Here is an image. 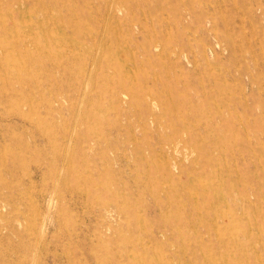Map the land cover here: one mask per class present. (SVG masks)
Returning a JSON list of instances; mask_svg holds the SVG:
<instances>
[{"label":"rangeland","instance_id":"obj_1","mask_svg":"<svg viewBox=\"0 0 264 264\" xmlns=\"http://www.w3.org/2000/svg\"><path fill=\"white\" fill-rule=\"evenodd\" d=\"M99 1L0 0V264H264V0Z\"/></svg>","mask_w":264,"mask_h":264},{"label":"bare ground","instance_id":"obj_2","mask_svg":"<svg viewBox=\"0 0 264 264\" xmlns=\"http://www.w3.org/2000/svg\"><path fill=\"white\" fill-rule=\"evenodd\" d=\"M100 1H101V0H100ZM100 1H99V2H100ZM105 1H106V0H105ZM108 1H109V0H108ZM168 1H169V0H168ZM93 2H94V1H93ZM93 2H92V3H93ZM102 2H103V1H102ZM109 2H110V1H109ZM120 2H121V1H120ZM49 3H50V2H49ZM106 3H108V2L106 1ZM170 3H171V2H170ZM171 4H173V3H171ZM180 4H181V3H179V5H180ZM184 4H185V3H184ZM259 4H260V3H259ZM20 5H21V4L19 3V6H20ZM159 5H160V4H159ZM159 5L156 4V6H159ZM154 7H155V5H154ZM171 7H172V5H171ZM54 8H55V7H54ZM157 8H158V7H157ZM172 8H173V7H172ZM80 9H82V8L80 7ZM83 9H84V7H83ZM153 9H154V8H153ZM157 10H158V9H157ZM159 10H160V9H159ZM82 11H83V10H82ZM153 11H154V10H153ZM13 12H14V11H13ZM153 13L156 14V12H153ZM20 14H21V13H20ZM55 14H56V13H55ZM18 15H19V14H18ZM42 15H43V14H42ZM98 15H99V14H98ZM100 15H101V14H100ZM14 16H15V15H14ZM19 16H20V15H19ZM44 16H45V15H44ZM61 16H62V15H61ZM74 16H75V15H74ZM81 16H82V15L80 14V17H81ZM11 17H13L12 14H11ZM59 17H60V16H59ZM19 18H20V21H22V22L24 23V19H23V17L20 16ZM86 18H87V17H86ZM86 18H85V19H86ZM88 18H89V17H88ZM13 19H14V17H13ZM81 19H82V18H81ZM83 19H84V18H83ZM89 19H90V18H89ZM94 19H95V15H94ZM68 20H70V19H68ZM86 20H88V19H86ZM27 21L34 22V19H33L32 16L30 17V15H29V16L27 17ZM16 22H17V20L15 19V23H16ZM42 22H43V21H42ZM70 22H71V21H70ZM88 22H89V21H88ZM92 22H93V21H92ZM92 22H91V23H92ZM85 25L88 26V24H85ZM9 26H10V25H9ZM12 26H13V25H12ZM73 26H74V25H73ZM84 28H85V27H84ZM86 30H87V29H86ZM79 31H80V30H79ZM79 31H77V32H79ZM76 35H77V34H76ZM84 35H85V33H84ZM71 40H72V39H71ZM77 40H78V39H77ZM68 41H70V40L66 38V39H65V42H68ZM72 41H73V40H72ZM79 41H80V40H79ZM77 42H78V41H77ZM80 42H82V41H80ZM80 42H79V43H80ZM72 43H73V42H72ZM75 44H76V43H75ZM83 44H85V42H82V45H83ZM76 45H77V44H76ZM71 46H73V44H72ZM79 46H80V45H79ZM154 46H158V45L150 44V45L147 46V48H148V49H151V48L154 47ZM145 49H146V46H145ZM152 55L155 56L154 53H153ZM125 56H126V55H125ZM6 57H7V56H6ZM42 57H43V56H42ZM121 57H122V56H121ZM123 58H124V57H123ZM19 61H20V60H19ZM15 63H16V62H15ZM4 64H5V63H4ZM42 64H43V63H42ZM123 64H124V63H123ZM6 67H7V66H6ZM45 67H46V66H45ZM118 68H120V66H118ZM86 70H87V69H86ZM119 70H120V69H119ZM2 71H4V70H2ZM25 71H26V70H25ZM86 72L88 73V71H86ZM22 73H23V72H22ZM22 75H23V74H22ZM28 76H29V75H28ZM12 78H13V77H12ZM22 79H23V78H22ZM36 79H37V78H36ZM87 79H88V77H87ZM32 80H34V78H33ZM121 84H122V82H121ZM21 85H22V84H21ZM125 86H126V83H125ZM134 87H135V86H134ZM137 88H138V87H137ZM121 89H122V88H121ZM134 90H135V89H134ZM133 92H134V91H133ZM84 94H85V93H84ZM116 94H117L116 96H118V97L121 96V95L118 94V93H116ZM156 94H157V93H156ZM137 95H138V94H137ZM114 98H115V97H114ZM119 98H120V97H119ZM183 102H184V101H183ZM143 103H145V104H146V107L149 108V106H148L149 104H148L147 102H144V101H143ZM181 103H182V102H181ZM181 103H179V104H181ZM182 104H183V103H182ZM178 107H180V106L178 105ZM150 114L152 115V117H154L153 112H151ZM88 119H89V118H88ZM246 121H247V120H246ZM146 127H147V126H146ZM184 140L186 141V139H184ZM249 140H250V139H249ZM249 140H248V141H249ZM172 141H173V140H172ZM166 143H167V141H166ZM169 143H170V142L168 141V144H169ZM68 145H69V144H68ZM68 149H69V148H68ZM67 151H68V150H67ZM73 154H74V153H73ZM63 159H64V158H63ZM65 160H66V159H65ZM58 179H59V178H58ZM203 181H204V180H203ZM203 181H202V182H203ZM193 182H194V181H193ZM197 183H198V182H197ZM208 183H209V182H208ZM203 185H204V184H203ZM231 185H232V184H231ZM233 185H234V184H233ZM235 185H236V184H235ZM200 186H201V185H200ZM202 187H203V186H202ZM205 188H206V187H205ZM206 189H207V188H206ZM224 190H225V189H224ZM224 190H223V191H224ZM236 190H237V189H236ZM226 191H227V190H226ZM228 191H230V190H228ZM112 192H113V191H112ZM213 192H215V191H213ZM220 192H221V191H220ZM230 192H231V191H230ZM57 193H58V191H57ZM237 193H238V192H237ZM214 194H216V193H214ZM219 195H221V193H220ZM233 195H234V194H233ZM221 196H222V195H221ZM215 197L217 198V196H215ZM219 197H220V196H219ZM224 197H225V195H224ZM0 198H1V197H0ZM225 198H226V197H225ZM225 198H224V199H225ZM240 198H242V197H240ZM197 199H198V198H197ZM197 199H196V200H197ZM233 200H234V199H233ZM240 200H241V199H240ZM225 201H226V200H225ZM241 201L243 202V200H241ZM195 202H196V201H195ZM205 202H206V201H205ZM121 203H122V202H121ZM199 203H200V202H199ZM208 203H209V201H208ZM222 203H223V201H222ZM240 203H241V202H240ZM194 204H195V203H194ZM241 204H242V203H241ZM241 204H240V205H241ZM196 205H197V204H196ZM199 205H200V204H199ZM199 205H198V206H199ZM224 205H225V204H224ZM236 205H237V204H236ZM0 206H1V205H0ZM194 206H195V205H193V207H194ZM226 206H227V205H226ZM2 207H3V206H2ZM242 207H243V206H242ZM199 208H200V207H199ZM199 208H198V210L200 211ZM193 209L195 210V208H193ZM243 209H244V208H243ZM199 211H198V212H199ZM195 213L197 214L196 211H195ZM199 213H200V212H199ZM197 215H199V214H197ZM195 216H196V215H195ZM199 218H200V217H199ZM199 218H198V219H199ZM198 219H197V220H198ZM207 223H208V222H207ZM234 223H235V222H234ZM214 225H215V223H214ZM216 226H217V225H216ZM216 226H215V227H216ZM158 228H159V227H158ZM229 229H230V228H229ZM160 232H161V230L159 229L158 233H160ZM216 233H217V232H216ZM180 234H182V233L180 232ZM122 236H123V235H122ZM220 239H221V238H220ZM220 239H219V240H220ZM181 246H182V245H181ZM185 246H186V245H185ZM198 246H199V245H198ZM190 247H191V246H190ZM201 247H202V246H201ZM220 247H221V246L219 245V248H220ZM180 248H181V247H180ZM192 248H193V247H192ZM202 248H203V247H202ZM183 249H186V250H187L188 248H183ZM194 249H196V248L194 247ZM204 249H205V248H204ZM180 250H181V249H180ZM209 250H210V249H209ZM209 250H208V251H209ZM181 251H182V250H181ZM184 251H185V250H184ZM195 251H196V250H194V252H195ZM191 253H192V252H191ZM192 254L195 255L196 253H192ZM196 255H197V254H196ZM210 257H211V256H210ZM213 257H214V256H213ZM211 258H212V257H211ZM215 258H216V257H215ZM225 258H226V257H225ZM225 258H224V260H225ZM128 259H129V258H128ZM219 259H220V257H219ZM208 262H209V261H208ZM221 262H222V259H221ZM259 262H260V261H259ZM219 263H220V262H219ZM216 264H217V261H216Z\"/></svg>","mask_w":264,"mask_h":264}]
</instances>
